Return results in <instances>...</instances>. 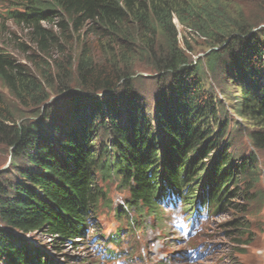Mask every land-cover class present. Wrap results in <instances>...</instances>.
<instances>
[{
  "label": "trees",
  "instance_id": "obj_1",
  "mask_svg": "<svg viewBox=\"0 0 264 264\" xmlns=\"http://www.w3.org/2000/svg\"><path fill=\"white\" fill-rule=\"evenodd\" d=\"M220 5L7 0L0 22V146L10 164L0 170V264H47L26 236L40 233L57 244L81 236L105 198L97 175L104 183L117 179L135 205L156 204L163 181L182 191L207 180L214 189L208 199L220 205L234 194L226 148L231 130L242 126L226 116L228 95L219 98L204 81L218 73L238 81L241 101L231 109L258 128L248 136L264 150V30L231 22ZM5 21L30 46L5 37ZM176 21L210 41L203 59L190 57ZM138 62L155 70L164 87L155 122L133 101ZM100 133L111 136L103 158L94 147ZM252 153L242 173L256 163Z\"/></svg>",
  "mask_w": 264,
  "mask_h": 264
},
{
  "label": "rangeland",
  "instance_id": "obj_2",
  "mask_svg": "<svg viewBox=\"0 0 264 264\" xmlns=\"http://www.w3.org/2000/svg\"><path fill=\"white\" fill-rule=\"evenodd\" d=\"M219 1L231 22H245L254 29L264 30V1ZM6 4L7 0H0V22L4 20L2 15L5 13ZM5 22L6 27L3 29L5 37L10 36L30 46L28 41H25V35L11 21ZM176 24L181 43L183 45L188 43L192 48L189 51L190 57L196 61L203 59L209 53L210 41L201 38L177 21ZM132 72L136 80L134 83L136 98L134 97L133 101L139 102L145 115L153 118L155 122L158 98L164 87L158 83L160 81L157 79L156 71L144 62L134 64ZM237 82L233 81L231 75L220 73L216 74V77L207 75L204 81L205 88L207 90L209 87L213 88L219 98L222 97L220 94L222 91L228 95L224 97L228 102L226 116L228 120L238 121L236 129L240 124L242 128L238 131L231 130V140L228 141L230 146L226 148L233 156L235 172L234 183L230 185L231 187L238 185V195L231 199L226 211L208 222L201 237L184 246L179 239V232L171 229L172 218L165 209H160L162 211L160 212L154 208L155 213L150 211L149 214L131 213L126 221V218H123V211L120 209L118 215L116 209L122 206L127 211L129 192L119 188L116 181L104 183L101 176L97 175L100 185L107 190L108 197V200L99 206L93 225L97 228L92 231V238L97 240V243L91 242L89 237L88 241L84 239L72 245L57 244L54 239L40 233L27 236L26 239L41 248L45 256L64 264H155L156 260L164 255L170 260L167 264H264V150L256 148L248 136L249 129L258 128L251 121L243 120L244 124L236 110L231 109L241 101V88ZM109 94L111 93H99L98 97L104 99L110 96ZM224 145L223 141L222 147H225ZM251 152L257 161L249 166L251 169L242 173L240 166L245 162L250 163ZM216 155L215 152L212 157ZM204 161L207 168L211 166L212 160ZM9 164V151L0 146V170L9 169ZM251 195L255 196L249 201ZM133 211L134 209L130 210ZM238 220L244 226L234 229L232 223ZM115 232L119 233L116 235ZM200 244H203V249L198 248L201 257L195 260L187 252L189 248Z\"/></svg>",
  "mask_w": 264,
  "mask_h": 264
}]
</instances>
